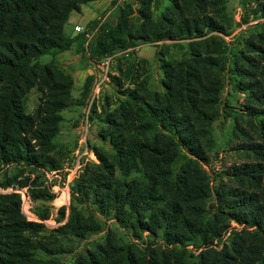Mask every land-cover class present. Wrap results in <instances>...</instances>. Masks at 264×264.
<instances>
[{
  "label": "trees",
  "instance_id": "16d2710c",
  "mask_svg": "<svg viewBox=\"0 0 264 264\" xmlns=\"http://www.w3.org/2000/svg\"><path fill=\"white\" fill-rule=\"evenodd\" d=\"M87 1L0 0L1 190L24 187L19 179L22 169L1 179V174L6 173L5 167L10 164L30 171L56 169L59 166L51 153L54 147L51 137L59 118L57 112L70 99L72 79L70 74H63L53 59L54 54L69 48L73 41L79 39V52L92 62L119 49H127L124 57L133 55L138 40L162 42L189 38L191 33H200L196 17L203 15L211 4L208 0H168L169 4L164 7L158 20H153L150 11L152 1L140 0L138 26L128 24L126 9H120L114 26L101 25L95 39L85 43L83 33L73 39L64 33L63 25L69 12L78 10L80 4ZM212 1L216 12L221 15L224 11L223 0ZM186 14H191V19ZM205 16L201 23L203 27L209 30L223 29L213 23L211 17ZM203 42L191 40L188 45L193 55L182 62H168L160 50L155 51L163 69L164 90L152 91L147 88L146 81H132L134 87L126 89L125 98L103 118L105 127L100 134L107 139L111 149L92 147L97 161L85 165L72 186L70 202L75 199L86 201L96 206L100 213L110 215L120 227L133 232L147 231L153 238H162L161 243L154 241L141 247L134 242L124 241L117 235L115 227H109L102 241L76 253L72 264H233L226 248L218 251L206 248L205 253L211 257L203 253L198 261L185 259L175 243L195 241L199 229L192 219L182 216L177 202H169L166 197L164 199L154 175L156 168L162 162L169 163L171 158L168 155L170 147L161 145L160 130L176 136L177 141H171L173 146H181L194 156H200L201 149L192 133V125L194 120H207L209 116L198 107L196 101L193 65L198 56L196 48ZM46 54L51 55V61L39 62V58ZM146 62L144 59H129L126 72L136 78L139 64L146 66ZM173 63L179 66L177 74ZM118 71L122 73L120 65ZM58 78L65 83L59 82ZM88 81L87 77L83 91ZM255 84L251 83L250 87L259 88ZM33 87L42 93L43 102L33 114H27L21 97ZM244 166L235 168L233 174L240 180H243V176L254 187H260L261 177L254 175L256 165H251L250 169ZM140 171L143 173L142 179L129 178L132 172ZM161 175L167 180L171 191L175 192L184 185L183 174L171 176L162 172ZM235 195L230 207H245L247 213L244 220L259 228L264 235V207H256V195ZM197 196L204 199L202 192H198ZM192 209L198 217L201 215L200 208L192 206ZM61 216L59 213L56 219ZM86 221L82 213L71 208L68 221L61 229L68 227L74 234L82 235L92 229ZM40 228L41 223L28 221L22 214L19 193L0 192V264H60L57 254L63 249L50 248L33 238ZM36 250H41L47 257H36Z\"/></svg>",
  "mask_w": 264,
  "mask_h": 264
},
{
  "label": "rangeland",
  "instance_id": "374dc122",
  "mask_svg": "<svg viewBox=\"0 0 264 264\" xmlns=\"http://www.w3.org/2000/svg\"><path fill=\"white\" fill-rule=\"evenodd\" d=\"M139 1L125 0L117 4V13L120 9H126L128 24L138 26L140 23L137 13ZM151 1V17L158 20L169 2ZM208 2L211 4L207 6V11L196 17V26L201 30L199 34L194 32L189 38L162 42L136 41L133 55L124 57V52L109 64L107 80L103 81L93 98L91 96L95 80L102 75V58L89 61L93 66V73L87 76V88L83 91L82 85L77 92L72 91L71 87L67 105L57 112L59 118L51 137L54 145L51 153L59 164L56 169L30 171L28 168L10 164L5 167L6 173L1 174L3 180L22 169L19 179L24 187L15 190L9 187L6 190L0 189V192L19 193L21 210L32 215L45 216L47 222L41 223L40 230L33 238L50 248L63 249L57 254L60 264H72L76 253L91 244L101 242L109 227H115L117 235L124 241L134 242L141 247L154 241L161 243L162 238H153L147 231L133 232L120 227L110 215L100 213L96 206L86 201L75 199L70 202L72 186L82 174L85 165L97 161L89 155L83 156L84 163L78 171L72 165V158L75 151L81 150L80 146L82 149L86 147L88 152L94 146L110 150L107 139H103L100 134L105 127L104 116L112 113L118 102L125 98L126 89L134 87L132 81H146L149 90L163 91V69L155 51L160 50L162 57L168 62H182L193 55L188 45L191 40L205 41L197 46L198 56L193 65L196 74V101L198 107L209 116L207 120H194L192 125V133L201 149L200 156H194L181 146H173L171 141L175 143L176 136L172 132L160 130L161 145L170 147L168 155L171 158L169 163L162 162L154 171L159 183L158 190L164 199L166 197L169 202H177L182 209V216L192 219L199 229L195 241L175 243V246L190 262L198 261L203 253L204 256L211 257L209 253H205L206 248L216 251L226 248L233 264H260V261L264 264V235L259 228L244 220L247 213L245 207H230L238 193L255 194L256 207H264V0H223L224 11L221 15L216 12L213 1ZM186 15L191 19V14ZM205 15L223 29L209 30L203 27L201 23ZM72 32L73 39L81 35L75 29ZM97 34L98 32H94L89 41H93ZM133 58L147 61L146 66L139 64L136 78L126 72L127 60ZM49 61V54L39 58L41 63ZM57 65L63 74H69L59 63ZM118 65L121 66L122 73H119ZM173 65L177 74L179 66L176 63ZM58 80L65 83L60 78ZM251 83H257L259 88L256 86L254 89L253 85L250 87ZM251 89L257 92H252ZM71 92L77 96L73 97ZM43 97L36 87L27 90L21 97L24 111L33 114L42 104ZM85 123L88 124L87 133L84 141L80 143ZM251 165H256L254 175L261 177L258 188L247 182L243 176V180H240L233 174L235 168L244 166L250 169ZM162 172L171 176L183 174L184 185L175 192L171 191L167 180L161 175ZM69 173H76V177L67 183ZM129 178L142 179L143 173L132 172ZM66 191L68 200L63 197ZM198 192L204 194V199L197 196ZM192 206L200 208L199 217ZM71 208L82 213L86 217V224L92 229L82 235L74 234L68 227L61 229L68 221ZM59 213L62 216L56 219ZM34 255L39 258L47 257L41 250H36Z\"/></svg>",
  "mask_w": 264,
  "mask_h": 264
},
{
  "label": "crops",
  "instance_id": "0c3cea01",
  "mask_svg": "<svg viewBox=\"0 0 264 264\" xmlns=\"http://www.w3.org/2000/svg\"><path fill=\"white\" fill-rule=\"evenodd\" d=\"M123 1L125 0H89L80 4L78 10L69 12L63 25L64 33L71 37L76 25L95 29L96 33L101 25L113 26L118 15L117 4ZM53 59L69 72L72 79V91L78 92L87 76L93 73V66L79 52L76 40L69 48L54 54ZM71 94L73 97L77 96L72 92Z\"/></svg>",
  "mask_w": 264,
  "mask_h": 264
},
{
  "label": "built area",
  "instance_id": "2783aa9c",
  "mask_svg": "<svg viewBox=\"0 0 264 264\" xmlns=\"http://www.w3.org/2000/svg\"><path fill=\"white\" fill-rule=\"evenodd\" d=\"M74 29L76 31L81 32V33L84 34L85 43H87L92 38L93 32L96 31L95 29L84 28V27H81V26H78V25H76L74 27ZM125 51H127V49L122 50V51H116V52H114L112 54H109V55L104 56L101 59L100 66H101V69H102V75L100 77H98L97 80H95L96 83L94 85L93 93H92L91 98H93L94 96H96V94L98 93V90H99L101 84L103 83V81L107 80V69L109 67V64L111 62H113V60H114V58L116 56H118L119 54L124 53ZM87 128H88V124L85 123L84 129H83V132H82L83 134L81 136L80 143H82L84 141V137L86 136V133H87ZM80 149L81 150L75 151V154H74V156L72 158V165H74L75 166V169L78 170V171L80 170L81 166L84 163L82 161V157L83 156L89 155L92 159L95 158L94 157V153L92 152V150H89V152H88V149L86 147H83V149H82L81 146H80ZM74 177H76V173H69L67 175V178H68L67 179V183L70 182L72 180V178H74ZM63 197L65 198V200H68V192L67 191L65 192V194L63 195ZM63 203H65V201ZM62 205H65V204H62ZM21 212L25 215V217H26L27 220H30V221H33V222H38V223H46L47 222L46 219H40L36 215H32L30 213H27L23 209L21 210Z\"/></svg>",
  "mask_w": 264,
  "mask_h": 264
}]
</instances>
